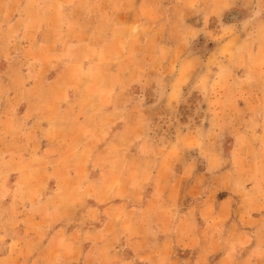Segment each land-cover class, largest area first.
Wrapping results in <instances>:
<instances>
[{"label": "rangeland", "instance_id": "1", "mask_svg": "<svg viewBox=\"0 0 264 264\" xmlns=\"http://www.w3.org/2000/svg\"><path fill=\"white\" fill-rule=\"evenodd\" d=\"M162 248L264 264V0H0V264Z\"/></svg>", "mask_w": 264, "mask_h": 264}, {"label": "crops", "instance_id": "2", "mask_svg": "<svg viewBox=\"0 0 264 264\" xmlns=\"http://www.w3.org/2000/svg\"><path fill=\"white\" fill-rule=\"evenodd\" d=\"M164 245H167V243L164 244ZM165 250H166L165 248H162L161 251L158 250V249L152 251L151 260L150 261H152L153 263H158V264L161 263L162 262L161 253L164 252ZM158 251H159V253H158Z\"/></svg>", "mask_w": 264, "mask_h": 264}]
</instances>
